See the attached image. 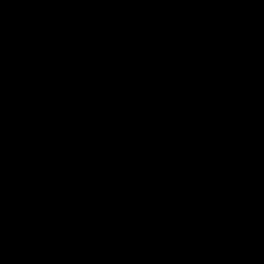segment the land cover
<instances>
[{
	"label": "water",
	"instance_id": "1",
	"mask_svg": "<svg viewBox=\"0 0 264 264\" xmlns=\"http://www.w3.org/2000/svg\"><path fill=\"white\" fill-rule=\"evenodd\" d=\"M94 264H264V0H91Z\"/></svg>",
	"mask_w": 264,
	"mask_h": 264
}]
</instances>
